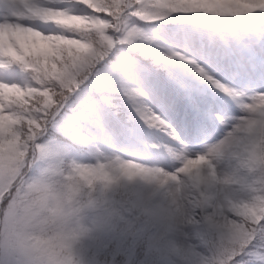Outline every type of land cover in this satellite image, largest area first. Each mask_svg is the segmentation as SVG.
Listing matches in <instances>:
<instances>
[{
	"label": "snow or ice",
	"instance_id": "obj_1",
	"mask_svg": "<svg viewBox=\"0 0 264 264\" xmlns=\"http://www.w3.org/2000/svg\"><path fill=\"white\" fill-rule=\"evenodd\" d=\"M242 96L264 98V0H0V190L22 159L18 109L34 129L196 148L236 118ZM248 133L236 158L253 168L264 106ZM208 183L196 238L219 235L214 264H264V175Z\"/></svg>",
	"mask_w": 264,
	"mask_h": 264
},
{
	"label": "clouds",
	"instance_id": "obj_2",
	"mask_svg": "<svg viewBox=\"0 0 264 264\" xmlns=\"http://www.w3.org/2000/svg\"><path fill=\"white\" fill-rule=\"evenodd\" d=\"M47 90L60 91L55 81ZM236 102V118L196 148L171 142L131 148L87 130L60 134L36 121L34 129L18 109L22 159L0 190V264H214L219 235L196 238L207 231L208 181L264 175V150L253 168L236 158L264 98ZM0 168L6 171V158ZM237 194L251 203L247 193Z\"/></svg>",
	"mask_w": 264,
	"mask_h": 264
},
{
	"label": "trees",
	"instance_id": "obj_3",
	"mask_svg": "<svg viewBox=\"0 0 264 264\" xmlns=\"http://www.w3.org/2000/svg\"><path fill=\"white\" fill-rule=\"evenodd\" d=\"M169 19H171V18H169Z\"/></svg>",
	"mask_w": 264,
	"mask_h": 264
}]
</instances>
